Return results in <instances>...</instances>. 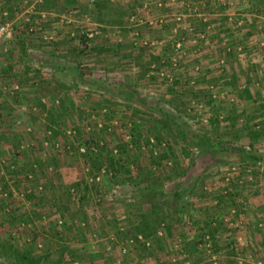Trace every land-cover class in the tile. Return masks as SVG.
<instances>
[{"label":"rangeland","instance_id":"1","mask_svg":"<svg viewBox=\"0 0 264 264\" xmlns=\"http://www.w3.org/2000/svg\"><path fill=\"white\" fill-rule=\"evenodd\" d=\"M150 1L0 0V241L264 264V0Z\"/></svg>","mask_w":264,"mask_h":264},{"label":"trees","instance_id":"2","mask_svg":"<svg viewBox=\"0 0 264 264\" xmlns=\"http://www.w3.org/2000/svg\"><path fill=\"white\" fill-rule=\"evenodd\" d=\"M251 134H252L253 139L256 140V138H258L260 135L264 134V129L252 130ZM109 160H110L111 166L113 168H115L114 164L117 162L116 161L114 162V160H112V157H109ZM115 170H117V169L115 168ZM144 221H146V220L144 219ZM137 230L144 232L145 228H143V227L137 228ZM0 252L4 253L5 257L10 256L9 254H13L15 264H41V261L43 260L42 256H40V255L33 256V255H31L30 251H28V250L18 251L11 244H8L6 247H4V245L2 244L1 241H0ZM60 261H61V258L59 257L54 262V264H59ZM11 264H13V263L11 262Z\"/></svg>","mask_w":264,"mask_h":264},{"label":"built area","instance_id":"3","mask_svg":"<svg viewBox=\"0 0 264 264\" xmlns=\"http://www.w3.org/2000/svg\"><path fill=\"white\" fill-rule=\"evenodd\" d=\"M11 32H12V27H11V24H10L9 22L0 23V36H2V35L9 36V35L11 34ZM13 88H14V89L18 88V84L15 83V84L13 85ZM136 237H137L138 239H141V240L143 239V236H142L140 233H138V234L136 235ZM128 242H129V243L134 242V238L130 237V238L128 239ZM126 250H127V248L124 246V247L122 248V251H126Z\"/></svg>","mask_w":264,"mask_h":264},{"label":"crops","instance_id":"4","mask_svg":"<svg viewBox=\"0 0 264 264\" xmlns=\"http://www.w3.org/2000/svg\"><path fill=\"white\" fill-rule=\"evenodd\" d=\"M135 1V0H134ZM139 1H144V3H145V5H146V3H147V8L146 9H144V16H151V15H156L159 11H157V10H154L153 8H155V4H153V2L152 1H150V0H139ZM172 3V2H171ZM187 4H189V3H187ZM160 8V7H159ZM161 9V8H160ZM210 14V13H209ZM210 15H212V16H214V14L213 13H211ZM221 27H223V26H221ZM220 26H219V28H221ZM219 33H220V35L221 34H223V32H221V31H219ZM220 38V37H219ZM209 40H211V39H209ZM211 41H214V39H212Z\"/></svg>","mask_w":264,"mask_h":264}]
</instances>
